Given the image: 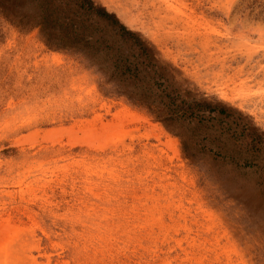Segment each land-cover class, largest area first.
<instances>
[{
	"label": "rangeland",
	"instance_id": "rangeland-1",
	"mask_svg": "<svg viewBox=\"0 0 264 264\" xmlns=\"http://www.w3.org/2000/svg\"><path fill=\"white\" fill-rule=\"evenodd\" d=\"M94 1L143 104L0 0V264H264V0Z\"/></svg>",
	"mask_w": 264,
	"mask_h": 264
},
{
	"label": "trees",
	"instance_id": "trees-1",
	"mask_svg": "<svg viewBox=\"0 0 264 264\" xmlns=\"http://www.w3.org/2000/svg\"><path fill=\"white\" fill-rule=\"evenodd\" d=\"M25 1L29 14L22 18L27 17L30 25L39 27V34L47 45L84 57L104 76L106 83H111V91L135 103H145L141 98L142 87L137 83L143 70L141 65L153 62L150 66L153 77L158 70L150 47L137 32L127 28L113 12L94 0H66L69 8L53 0ZM173 103L170 99L169 105ZM196 105L201 112H225V107L212 106L205 101ZM167 119L172 121L174 117L170 115Z\"/></svg>",
	"mask_w": 264,
	"mask_h": 264
}]
</instances>
